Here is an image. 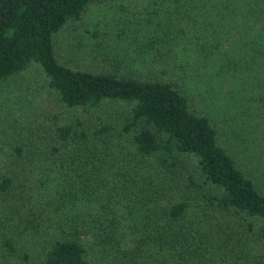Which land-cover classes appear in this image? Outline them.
Instances as JSON below:
<instances>
[{
	"label": "trees",
	"instance_id": "16d2710c",
	"mask_svg": "<svg viewBox=\"0 0 264 264\" xmlns=\"http://www.w3.org/2000/svg\"><path fill=\"white\" fill-rule=\"evenodd\" d=\"M95 1L0 0L18 105L0 122V258L41 240L37 264H264V108L203 95L264 60V0L163 1L100 72L56 49Z\"/></svg>",
	"mask_w": 264,
	"mask_h": 264
},
{
	"label": "rangeland",
	"instance_id": "374dc122",
	"mask_svg": "<svg viewBox=\"0 0 264 264\" xmlns=\"http://www.w3.org/2000/svg\"><path fill=\"white\" fill-rule=\"evenodd\" d=\"M163 1L166 0L157 2L155 0L92 2L80 21L71 23L57 36L56 49L61 61L82 69L105 71L103 60L110 63L121 58L126 52L133 54L132 48L139 44L143 38L139 34L140 28L142 32H147L157 27L158 15H163L162 9H158L168 4V2L163 4ZM136 37H139V40L135 44L133 39ZM102 53H105L109 58L103 59ZM250 73H252L250 76L248 74H243L240 77L229 75L208 82L207 88L203 89V95L206 100L212 103L219 98L224 99L223 96L229 93L228 95L234 96L237 100L242 99L250 108L258 110L259 114H262L264 108V60L257 61L252 66ZM14 86L17 87L15 83ZM15 87H6L3 90L0 88V122L2 123H8V121L5 122L7 114H11L18 106L15 104L16 102L6 99L8 94L16 89ZM124 111L125 108L121 104L112 103L106 105L101 114L118 121ZM90 115L91 117L88 119L93 121L99 112L95 111ZM224 145L228 147L226 142ZM40 250L41 240L20 243L19 254L22 256L23 253L28 252L31 255L30 259L25 262L16 257L0 258V264H37Z\"/></svg>",
	"mask_w": 264,
	"mask_h": 264
}]
</instances>
